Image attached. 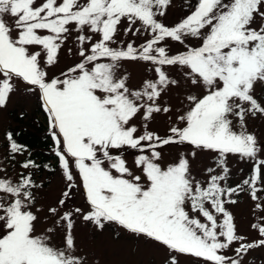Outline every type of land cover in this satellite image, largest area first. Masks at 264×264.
Here are the masks:
<instances>
[{"label": "snow or ice", "instance_id": "obj_1", "mask_svg": "<svg viewBox=\"0 0 264 264\" xmlns=\"http://www.w3.org/2000/svg\"><path fill=\"white\" fill-rule=\"evenodd\" d=\"M170 5L171 0H0V107L17 81L38 94L68 182L59 208L47 210L55 218L53 227L37 234L36 212L41 209H32L39 185L30 174L20 173L15 181L0 176V264H85L76 254L77 216L101 230L115 223L162 246L166 264H177L175 254L204 264H244L249 250L264 247V222L251 226L260 239L245 242L225 206L235 204L232 197L248 186L255 210L264 211L257 194V181H264V160L258 159L264 146L246 128L248 116H264V106L254 96L256 86L264 85V0H190L187 14L167 26L159 17ZM124 20L125 36L146 37L139 46L116 40ZM73 31L81 59L50 77L46 68L58 62ZM94 36L99 38L94 41ZM191 39L199 45H190ZM170 43L184 50L170 54ZM124 61L151 65L154 77L130 88L120 72ZM171 68L180 70L179 79L166 71ZM181 80L202 92L184 93L180 103L185 110L169 134L149 131L154 114L172 111L160 98L179 88ZM137 117L144 122L142 132L133 123ZM6 139L10 156L24 151L11 133ZM184 144L218 153L215 167L205 170V182L192 175L186 154L161 165L160 149ZM125 149L136 151L140 174L127 166ZM228 154L256 162L251 176L235 187L224 184ZM195 155L193 151L191 157ZM20 166L37 167L31 160ZM74 170L86 196V212L65 209L76 187ZM57 228L63 229L62 243L54 246L51 233ZM233 244L238 246L233 249Z\"/></svg>", "mask_w": 264, "mask_h": 264}, {"label": "rangeland", "instance_id": "obj_2", "mask_svg": "<svg viewBox=\"0 0 264 264\" xmlns=\"http://www.w3.org/2000/svg\"><path fill=\"white\" fill-rule=\"evenodd\" d=\"M61 2V0H58ZM190 0H171V5L166 10V15L159 19L167 26H172L177 23L182 17L187 14L188 4ZM6 22L12 23V20L5 17ZM128 26L127 20H124L119 25V32L116 35V40L122 42L126 46L128 42L135 43L139 46L144 40V35L132 36L124 35V29ZM139 26V22L137 25ZM15 35V33H13ZM77 33L73 31L68 36L67 41L61 47L58 53V62L51 67L46 68L50 77L59 76L62 71H66L69 67L77 63L81 58L78 55V42L76 40ZM94 36V41L98 39ZM188 43L192 46H198L200 41L191 39ZM114 44L113 47L122 46ZM87 47V45L85 46ZM71 49V53L69 52ZM170 54L177 51H182L183 46L177 43L169 44ZM173 78L179 79V69H166ZM120 72L128 77V86L137 88L146 78H153L154 73L151 65H146L143 62L124 61ZM190 91L192 94H200L201 89L190 84H185L181 80L179 88H173L171 91L162 94L160 101L162 105L170 106L172 111L168 114H154V118L149 123L148 130L158 133L160 136H166L168 129L172 126V122L178 114H181L185 109L180 101L184 98V93ZM258 102L264 106V85H257L254 93ZM171 118V119H170ZM139 132L143 131V121L140 117L133 120ZM235 124V121H234ZM41 126L42 131L37 132V128ZM246 128L249 133H252L257 138L258 144L264 146V116H248L246 118ZM27 130L34 133L39 139L34 141L36 146L45 145L49 148L44 151L49 163L55 166V171L52 174L44 171L41 174L35 173L31 168L25 170L20 165L26 160L25 153L22 152L10 158L7 155L8 142L7 134L12 132H20ZM234 130H239L234 129ZM139 134V133H138ZM46 141V142H44ZM57 144L53 138V131L50 125L48 113L44 110L41 101L38 99V94L27 90L22 81L16 82V90L13 91L6 101V105L0 107V176H6L12 180H16L20 173L30 174L33 181L39 185L35 188V207L32 209L36 212L39 208L41 211L36 212L39 219L36 222V233L43 234L46 229L53 227L54 217L48 214L49 207H58V201L62 197V193L66 190L67 181L64 179L63 173L59 165V159L56 156ZM46 150V149H45ZM162 152V166L170 162H175L180 154H186L190 160L191 173L202 183L208 179L205 170L208 167H215V161L219 158L218 153L210 150H199L193 146L184 145H167L160 149ZM195 152V158L191 157V153ZM118 154V153H117ZM123 155L127 166L136 174H140L135 168L134 158L137 155L135 150L125 149ZM258 159L264 160V151L258 154ZM228 168V174L224 184L226 186L235 187L242 184L244 179H247L252 174V169L256 166V162L251 159L241 157L239 154H228L225 160ZM264 168V166H261ZM219 172V169H217ZM74 180L73 187L70 193L71 198L66 201L65 209L80 207L85 212L88 211V204L84 194L81 181L78 173L73 171ZM257 187L261 189L257 194L262 197L259 201L264 204V181L258 180ZM232 199L237 202L235 204H226L227 210L234 218V224L239 235L245 236V242H255L260 239L258 231L251 226L260 221V217H264V211L255 210L256 201H253L249 195L248 186H244V190L238 195H234ZM64 209H61L63 211ZM63 229L57 228L51 233V244L59 246L62 243ZM73 235L76 243V254L85 259V264H166V250L154 242L147 241L143 237H137L134 234L127 232L115 223H106L101 230L91 222H86L82 217L74 218ZM237 244H233L234 249ZM227 255H233L232 251L227 252ZM177 264H204L199 258L191 257L184 254H175ZM244 264H264V247L253 248L249 250L244 257Z\"/></svg>", "mask_w": 264, "mask_h": 264}, {"label": "trees", "instance_id": "obj_3", "mask_svg": "<svg viewBox=\"0 0 264 264\" xmlns=\"http://www.w3.org/2000/svg\"><path fill=\"white\" fill-rule=\"evenodd\" d=\"M40 127L41 126L39 125V127L36 130L37 132L42 131ZM11 134L15 142L23 146L24 149L23 152L25 153V159H26L25 161L31 160L37 166L31 168L35 173L41 174L42 172L46 171L52 174V172L55 171V166L49 163V160L46 158V155L43 152V150L48 151L47 149L49 148V144L48 147H46L45 145L36 146L34 144V141L35 140L40 141V139L34 133L28 132L27 130H22L20 132H12ZM7 155L11 159L14 158L13 156L9 155L8 151H7Z\"/></svg>", "mask_w": 264, "mask_h": 264}]
</instances>
